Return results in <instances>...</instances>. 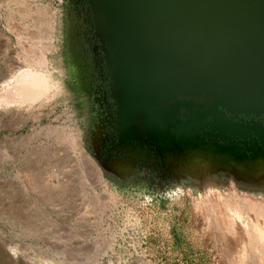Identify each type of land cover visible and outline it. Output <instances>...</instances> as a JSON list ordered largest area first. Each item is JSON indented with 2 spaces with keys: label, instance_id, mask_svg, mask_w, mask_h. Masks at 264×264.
I'll return each instance as SVG.
<instances>
[{
  "label": "rangeland",
  "instance_id": "374dc122",
  "mask_svg": "<svg viewBox=\"0 0 264 264\" xmlns=\"http://www.w3.org/2000/svg\"><path fill=\"white\" fill-rule=\"evenodd\" d=\"M74 30L66 0H0V264H264L246 226L264 218L243 204L264 190L232 179L188 111L171 141L142 139L116 101L121 144L99 158ZM144 147L156 154L142 164Z\"/></svg>",
  "mask_w": 264,
  "mask_h": 264
},
{
  "label": "water",
  "instance_id": "95a60500",
  "mask_svg": "<svg viewBox=\"0 0 264 264\" xmlns=\"http://www.w3.org/2000/svg\"><path fill=\"white\" fill-rule=\"evenodd\" d=\"M85 1L113 96L122 117L143 122L134 127L140 138L156 134L171 141L173 122L185 110L190 120L184 128L214 118L212 131L220 130L228 142L240 127L228 120L221 125L220 107L264 113V0ZM199 95L208 103L179 100ZM214 149L232 169L246 163L245 149L236 144ZM251 162L264 164V152L254 153Z\"/></svg>",
  "mask_w": 264,
  "mask_h": 264
},
{
  "label": "flooded vegetation",
  "instance_id": "af4514ba",
  "mask_svg": "<svg viewBox=\"0 0 264 264\" xmlns=\"http://www.w3.org/2000/svg\"><path fill=\"white\" fill-rule=\"evenodd\" d=\"M87 5L85 0H66V12L69 20V25L75 27L74 32H69L68 51L75 60V64L84 74L88 84L89 92L94 101L93 113L98 117V123L102 124V136L99 145V158L106 160L114 156V149L121 144L119 134L118 106L113 96L111 87V78L109 76L108 66L105 59L104 47L100 41L94 36L92 15L89 6L85 10L88 13H83L80 10L84 9L82 5ZM90 42L93 46L90 48ZM89 43V44H88ZM179 100L193 101L194 103H208L205 96H187L180 97ZM173 101H171L172 103ZM224 112L219 117V123L224 124L228 120L232 124L240 127L237 130L231 145L235 144L245 149V154L248 159H252V155L256 152H264V113H236ZM183 122L188 120V117H182ZM216 119L208 118L201 125L203 131L198 130L200 140L211 143L212 148L220 144H229L225 139H221V131H212L211 124ZM197 125L196 123L194 124ZM229 136V132H226ZM199 140V138H198ZM251 147V150H247ZM138 158L135 161L142 164L149 162L153 154H156L154 148L144 147L137 149ZM227 169V168H225Z\"/></svg>",
  "mask_w": 264,
  "mask_h": 264
},
{
  "label": "crops",
  "instance_id": "0c3cea01",
  "mask_svg": "<svg viewBox=\"0 0 264 264\" xmlns=\"http://www.w3.org/2000/svg\"><path fill=\"white\" fill-rule=\"evenodd\" d=\"M221 139H224V137L222 138V132ZM230 139L232 140V138ZM230 139L228 142L231 144ZM245 161L246 163L240 164V167L233 166L235 176L232 179H234V181H236L238 185L245 191L253 192L257 190H264V164L256 167L253 166L254 164H252L251 159L246 158ZM227 167L231 169L232 165H228ZM223 171L226 170L224 169Z\"/></svg>",
  "mask_w": 264,
  "mask_h": 264
},
{
  "label": "bare ground",
  "instance_id": "6f19581e",
  "mask_svg": "<svg viewBox=\"0 0 264 264\" xmlns=\"http://www.w3.org/2000/svg\"><path fill=\"white\" fill-rule=\"evenodd\" d=\"M243 203V202H242ZM245 205V209L251 212H254L256 215L254 216H261V218H264V204L262 203H254L251 202L250 200H245L244 203ZM227 205V204H226ZM230 205V204H229ZM228 207V206H226ZM229 217V216H228ZM235 219V218H234ZM255 219V218H254ZM261 220V219H260ZM233 221V220H232ZM259 221V220H258ZM258 221L253 222L249 217L246 220V226L248 227V231L249 233H247V237L250 234V239L248 237V239L250 240L249 243H251V241L253 240L255 245L260 246L263 250H264V224L263 226H261ZM238 243V242H237ZM252 244V243H251ZM250 244V245H251ZM252 246V245H251ZM249 248V247H248ZM245 249V248H244ZM254 249V248H253ZM252 249V250H253ZM246 250V249H245ZM244 251V250H243ZM251 251V250H250ZM243 253V252H242ZM250 253V252H249ZM244 254V253H243ZM249 255V254H248ZM253 255V254H252ZM255 255V254H254ZM264 255V254H263ZM253 257V256H252ZM250 258V257H249ZM255 258V257H254ZM244 261V259H243ZM250 261V260H249ZM245 262V261H244ZM238 264V263H237ZM241 264V262H240Z\"/></svg>",
  "mask_w": 264,
  "mask_h": 264
},
{
  "label": "trees",
  "instance_id": "16d2710c",
  "mask_svg": "<svg viewBox=\"0 0 264 264\" xmlns=\"http://www.w3.org/2000/svg\"><path fill=\"white\" fill-rule=\"evenodd\" d=\"M87 3V2H86ZM83 6V8L85 7L86 8V6H89L88 5V3H87V5L85 4V5H82ZM85 8L84 9H81L80 11L81 12H85V13H88L86 10H85ZM90 9V8H89ZM91 12V11H90ZM91 15H92V13H91ZM92 24H93V16H92ZM93 30H94V24H93ZM95 36V35H94ZM89 44V43H88ZM93 46V42H90V48Z\"/></svg>",
  "mask_w": 264,
  "mask_h": 264
}]
</instances>
